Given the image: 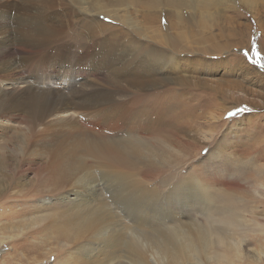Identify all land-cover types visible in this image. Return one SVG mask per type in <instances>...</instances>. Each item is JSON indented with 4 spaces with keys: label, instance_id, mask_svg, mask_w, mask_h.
Here are the masks:
<instances>
[{
    "label": "rangeland",
    "instance_id": "374dc122",
    "mask_svg": "<svg viewBox=\"0 0 264 264\" xmlns=\"http://www.w3.org/2000/svg\"><path fill=\"white\" fill-rule=\"evenodd\" d=\"M26 79L36 112L49 110L45 91L58 83L66 94L93 93L94 121L100 110L114 106L108 122L126 130L116 129L117 137L135 136L154 146L164 127L172 126L173 132L187 131L177 132L184 141L202 140L173 170L177 178L196 177L202 170L209 175L212 155L247 157L264 168V0H0V87ZM63 89H55V99ZM69 109L76 112L61 116ZM59 112L57 121L37 118L27 149L20 142L28 121L22 112L0 115V264H74L70 254L77 248L47 218L62 205L60 195L74 197L73 186L47 191V172L36 171L49 155L34 137L62 125L80 126L87 113ZM132 124L144 131L128 130ZM93 169L92 185L117 216L114 224L122 219L137 225L139 217L112 195L100 168ZM144 175L164 190L158 179L166 174ZM240 197L264 222V198ZM190 219L185 213L181 220ZM257 233L251 252L264 246V231ZM261 256L258 264H264Z\"/></svg>",
    "mask_w": 264,
    "mask_h": 264
},
{
    "label": "bare ground",
    "instance_id": "6f19581e",
    "mask_svg": "<svg viewBox=\"0 0 264 264\" xmlns=\"http://www.w3.org/2000/svg\"><path fill=\"white\" fill-rule=\"evenodd\" d=\"M28 83L26 79L0 87V115L6 113L15 117L22 112V117L28 120H24L20 137V142H25V149L32 139L37 118L49 116L51 121H57L59 111L65 108L85 109L87 112L83 113L86 119L80 126L62 125L34 137L35 142L46 144L44 150L49 155L47 163L36 168V171L48 174L43 186L47 191L55 190L50 186H73L69 194L74 197L60 195L62 205L56 206L47 218L77 248L70 254L74 264H241L244 260L249 261L248 264L259 263L264 246L251 252L250 245L252 239L259 237L257 232L264 231V222L257 220L255 207L250 208L249 203L247 205L241 197L238 198L239 194L248 200L253 196L256 200L257 196L264 198V168L258 167L256 161L237 155L234 158L212 155L207 158V162L212 163L209 175L202 170L196 177L182 175L177 178L178 173L173 170L188 159L190 150L197 152L200 149L202 140L184 141L177 135L183 128L176 127L173 132L172 126L164 127L161 131L163 138L154 146L135 136L117 137L116 129L120 133L125 127L118 124L115 127L108 122L113 118L114 106L100 110L99 120L94 121L92 109L97 104L93 102V93L74 91L66 94L58 83L45 91L49 94L46 101L49 110L36 112L30 103V93L25 90ZM55 89H63L56 99ZM35 97L38 98V94ZM75 112L69 109L61 116ZM104 118L106 120H102ZM49 123H45L48 129ZM142 126L132 124L128 130L144 131ZM251 151L249 146L246 153ZM93 167L100 168V175L110 184L116 200L139 217L137 225L131 226L122 219L114 224L117 216L112 215L109 204L92 185L97 181ZM141 174L149 178L152 177L148 175L161 176L158 182L164 190L146 182ZM213 183L225 184V187H212ZM195 211L201 219L193 216ZM185 213L191 218L186 222L181 220ZM37 218L34 216L32 220ZM129 231H132L131 235Z\"/></svg>",
    "mask_w": 264,
    "mask_h": 264
}]
</instances>
